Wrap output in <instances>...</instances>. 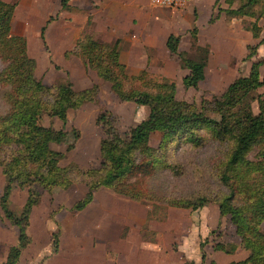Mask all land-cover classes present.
I'll list each match as a JSON object with an SVG mask.
<instances>
[{
	"label": "trees",
	"instance_id": "trees-1",
	"mask_svg": "<svg viewBox=\"0 0 264 264\" xmlns=\"http://www.w3.org/2000/svg\"><path fill=\"white\" fill-rule=\"evenodd\" d=\"M224 2L227 17L255 18L252 35L258 37L260 28L256 23L264 15V0ZM69 3L70 0H60L62 8ZM15 6V1L0 0V60L5 64L0 70V88L4 89L7 104V111L0 115V168L7 178L0 209L18 227V235L0 264H16L26 245V228L36 200L34 187L50 192L67 189L75 182L86 187L77 210L89 204L100 187L133 201H153L166 207L196 210L214 203L219 215L229 218L240 247L247 251L245 260L234 264H264V73L260 72L264 62L253 61L247 75L234 78L208 105L198 107L176 99L175 84L167 79L153 81L145 70L138 75L127 73L116 43L85 31L86 39L76 42L64 52V57H79L98 77L110 83L118 99L147 106L149 111L125 135L119 134L110 120L104 122L98 166L82 169L72 161L61 165L66 156L51 148V144L64 142L67 132L44 126L42 119L49 116L65 122L68 110L98 102V87L93 84L75 89L68 79L47 85L36 78V62L28 54L26 38L11 32ZM89 22L88 17L87 26ZM179 41V35L170 34L166 47L188 70L182 78L183 86L196 88L204 79L208 55L201 52L190 58L179 51ZM257 46L250 47L246 58L253 55ZM155 132L161 135L157 147L149 143ZM178 149L187 152L183 155L212 150L205 161L193 163L196 189L191 194L177 193L168 182L170 177L185 176L188 171L187 163L176 154ZM14 184L27 191L19 215L8 207ZM165 219L166 212L158 214L156 208L147 212V221ZM203 245L201 242L200 247ZM239 245L217 241L212 249L234 253ZM201 257L203 264L202 251ZM184 264L195 263L186 260ZM210 264L215 262L211 260Z\"/></svg>",
	"mask_w": 264,
	"mask_h": 264
},
{
	"label": "rangeland",
	"instance_id": "rangeland-1",
	"mask_svg": "<svg viewBox=\"0 0 264 264\" xmlns=\"http://www.w3.org/2000/svg\"><path fill=\"white\" fill-rule=\"evenodd\" d=\"M11 1L21 4L13 13L11 32L26 38L28 54L36 62V78L47 85L68 79L75 89H83L93 84L97 85V103H84L76 110H68L65 122L56 117L44 116L42 124L67 132L64 142L51 144V148L64 153L66 156L65 159L61 160V165L72 161L82 169L98 166L100 164L99 141L105 136L103 132L104 122L110 120L117 132L125 135L132 126L147 116L148 107L118 99L111 91L110 83L98 77L96 72L89 69L79 57L70 55L66 58L58 53L50 54L48 38L45 35L42 38L40 32L41 28L45 26L44 32L46 33V28L50 22H54L51 26L58 25L59 17L55 7H49V12H47L48 5L44 6L42 0ZM45 1L47 4L51 2L50 0ZM200 1L202 3H199V0H186L183 7L175 9L155 5L151 0H145L143 3L150 14L149 24L151 26L155 28L158 26L167 27L172 34L180 36L179 51L184 52L190 58L196 57L201 52L207 53L208 61L204 71V79L198 83L196 88L183 86L182 78L188 73V70L180 66L176 55L170 53L167 47H162L160 44H155L149 48L146 63L143 62L142 64L134 60L127 62L131 73L138 72L139 74L140 70L143 69L153 81L167 79L173 82L176 99L192 102L198 107L208 105L215 96H219L225 90L234 78L247 75L253 61L264 62V15L256 23L260 28L258 37H253L252 24L255 22V18L227 17L223 11L227 7L224 0ZM31 4L34 5L36 12L28 14V6ZM165 16H170V19L165 18V20ZM139 27L141 28V26ZM50 30L52 34L57 32L52 28ZM163 33L169 32L165 30ZM160 34L162 33L159 32V37H161ZM83 36L86 39V35L83 34ZM260 40L263 41L257 46ZM252 46L257 47L253 55L246 58ZM123 59L125 60L124 54ZM4 65L0 60V70ZM260 72L264 73V64L260 66ZM3 92L4 89L0 88V115L7 111ZM253 108H256V104L253 105ZM209 114L216 116L212 113ZM160 137L159 132L152 133L149 140L150 145L157 147ZM70 145L73 147L68 149ZM186 153L185 150L178 149L176 151L180 160L187 163V174L174 177V179L170 177L168 182L172 184L177 193L191 194L196 189L192 174L193 163L197 164L200 160L205 161L211 155L212 150L205 149L198 154L183 155ZM6 183L7 178L0 168V196ZM13 188L14 193L11 199L9 195L8 207L14 214L19 215L27 198V193H25L26 189L18 184H14ZM34 188L35 203L39 204L33 213L32 228L37 230L43 226L44 229L42 228L43 232L38 235L32 234V238L27 240V245L23 248L25 250L23 253L21 252L22 256L16 264H20L19 260L22 264H130V256L124 254V247L126 246L131 247L129 248V255L135 256L137 261H140L138 240L134 239L135 235L131 236L132 232L136 234L131 230L135 225L131 227V224L134 220L140 222L145 212L152 208H156L158 214L166 212L174 223L177 220H192V229L196 233L193 238L188 235L186 242L188 249L193 250L192 253L187 249L189 261H193L194 257H198V255L201 257L202 251L205 254L203 264H210L214 254L212 249L214 242H233L238 245L240 243L229 218L220 216L214 203H207L201 211H199L200 208L191 210L190 216L186 214L183 216L185 219H183L182 214H168V209L185 212L184 209L166 207L153 201L135 202L125 196L113 193L107 187H100L95 190L97 191L96 200H93V203L91 202L86 207L87 214H84L82 222L77 224L78 238L75 237L73 243L74 241L78 242L80 245L78 249L74 247L71 240H67V243L61 242V227L55 217L64 206L73 210V207L69 208L68 206H72L75 201L78 204L86 192V187L82 183L75 182L69 189L55 188L50 192L42 187ZM0 219L4 227L11 224L1 209ZM122 222L125 224L128 222L130 225L124 224L123 227ZM167 224H162L161 227L165 235L169 228ZM47 226L56 229L54 232H50ZM8 227H10L8 229L9 234H5L7 231L4 230L0 232V244L3 245L0 247V263L5 260L9 245L16 244L17 241L18 227L13 224ZM262 229L264 231V223ZM44 230L47 232L44 233ZM152 230L148 224L143 236L145 238L151 237L154 235ZM129 234L131 237L129 245H124L122 240ZM32 240L33 243H30ZM201 242L204 244L203 248L200 247ZM38 245L40 246L37 251ZM182 245L186 246L184 242ZM197 247L198 251L200 250L199 253H197ZM34 249L37 251L36 253ZM237 255L236 253L235 258ZM235 258L234 254L233 257L224 254V257L217 259L218 264H224L233 261ZM201 263L198 260L195 264Z\"/></svg>",
	"mask_w": 264,
	"mask_h": 264
},
{
	"label": "crops",
	"instance_id": "crops-1",
	"mask_svg": "<svg viewBox=\"0 0 264 264\" xmlns=\"http://www.w3.org/2000/svg\"><path fill=\"white\" fill-rule=\"evenodd\" d=\"M3 1L10 2L11 0H3ZM42 1L44 3V6L48 5L47 12H49L48 11L49 7H53V8L55 7L57 9L56 14H58L59 17L58 25L51 26L53 25L52 23L54 22H50L48 24V27L46 28V33L44 32L45 37L48 38L47 40L49 44V50L51 51L50 53L51 55H53L54 53H58L59 55H62L64 57V52L69 50L76 42L84 41L85 37L83 36V34L85 33V31H89V32H93L95 37L100 38L105 42L114 43V44L116 43L120 60L122 63H125L127 73L131 75H136L138 74V72L131 73L127 62L134 60L135 62L138 63H142V64L143 62L146 63L148 61L149 48H151L155 44H160L162 45V47L163 46L166 47L167 37L170 34H172L167 27L158 26V28H155L151 26V24H149L150 14L147 12L146 5L143 4L145 0H88V1L70 0V3L66 8L61 7L60 0H50L51 2L49 4H47L45 0ZM199 3L202 2L199 0ZM20 5H21L20 3L16 4L14 12L17 9V7H19ZM28 9H29L28 14L29 13L33 14L34 12H36L35 7L32 4L28 6ZM88 17L90 18V22L89 25L87 26L86 24ZM165 18L169 20L170 16L169 17L165 16L164 19ZM139 26H141V28ZM51 28L57 32H54V34H52L50 30ZM165 30H168L169 33L164 34L163 32ZM159 32L162 33L160 34L161 37H159ZM123 54L125 60L123 59ZM13 193H14V188L12 187L10 193V199L13 196ZM25 193H27L26 190ZM25 193L23 192L24 195H26ZM96 196H97V191L94 192V197L92 201L96 200L97 198ZM76 202L77 201H75V203L72 204V206H68L69 208L73 207V210H69L66 208V206H64L55 217L61 227V232H60L61 242L67 243L68 242L67 240H71L73 243V240H75L74 238L75 237L76 239L78 238L77 224L79 222H82L83 215L84 214L86 215L88 211V210L85 211L87 209L86 207L91 203L90 202L89 204H87L83 209L77 210ZM38 204L36 202L33 205L30 212L29 226L27 227L26 237H25L26 245H27V240L29 238L30 239L32 238L31 237L32 234L38 235L43 232L42 230L43 226H40L37 230H33L32 228L33 213L37 209ZM203 208L204 206L200 208L199 211H201ZM179 209H184V208H179ZM184 210L186 211L179 212L176 210L168 209L169 211L168 214L170 213L182 214L183 217L186 214L189 215L191 213V209H184ZM147 212H145V214L143 215L144 217L142 216L143 219L141 218L140 222L134 220L133 223L131 224V227L133 225L136 226V227L134 226V228H131V230L136 232V234H133V232L132 234L130 232V234L131 236L135 235L134 239H136V241L138 240V249H139L138 254H140L141 259H139L140 261H137L135 256L129 255V248L131 247L126 246L124 247L125 249L124 254L130 256L129 257L130 264H137V263L184 264V261L186 260L189 261L190 258H188L189 257L188 253L189 251L193 253V250L191 251L188 249L186 242L189 236L193 238L196 233L192 229V220L190 221L177 220L176 223H174L170 215L168 216L166 213V219L163 221L160 220L147 221L146 220ZM183 219L185 218L183 217ZM142 222L143 224H141ZM180 222L182 223L179 224ZM165 223H168L167 225L169 227L166 235L163 233L162 231L163 229H161L162 224ZM124 224L125 223L122 224L123 227ZM148 224H150L151 228L153 229L151 232L154 235L145 238V236L143 235L146 227L144 226L145 225L147 226ZM10 225L11 224L7 225V227H4V224L0 219V232L4 230L7 231L5 232V234L8 233V229L10 228L8 226ZM125 225H130V223L127 222V224ZM68 227H70V229H68ZM47 229L50 232H54L56 228L53 229L52 226H49ZM45 231L47 232V230H44V233ZM130 234L127 235L125 238H123L122 242L124 245H129V241L131 239ZM182 242H184L186 246H183ZM30 243H33V240ZM73 244L75 248L79 249L80 245H78V242L74 241ZM1 246L3 245L0 244V247ZM10 246L12 245H9V247ZM29 246L30 244L28 245V247ZM39 246L40 245L37 246L36 249L37 251L39 250ZM196 249L198 251V247ZM24 250L25 249L22 250V253ZM36 250L35 253L37 252ZM199 251L197 253H199ZM236 253L238 254L237 258H235ZM21 254L19 258H21L22 256ZM224 254H227L229 257H233L234 254V258H235L233 261L227 263L225 262L226 264L239 263L245 260V258L247 257V251L241 249V247L237 248L234 253H226L218 250V251H214L212 258L215 264H218L219 262L217 258L224 257ZM198 260L202 262V257H200L199 255L198 257H194L193 261L194 263H196ZM19 262L20 264H22L20 260Z\"/></svg>",
	"mask_w": 264,
	"mask_h": 264
},
{
	"label": "built area",
	"instance_id": "built-area-1",
	"mask_svg": "<svg viewBox=\"0 0 264 264\" xmlns=\"http://www.w3.org/2000/svg\"><path fill=\"white\" fill-rule=\"evenodd\" d=\"M152 3L158 6H164L168 8H181L184 6L186 0H151Z\"/></svg>",
	"mask_w": 264,
	"mask_h": 264
}]
</instances>
